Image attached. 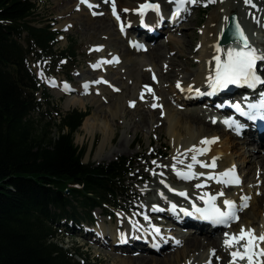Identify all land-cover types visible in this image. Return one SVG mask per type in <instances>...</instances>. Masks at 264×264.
<instances>
[{"label":"rangeland","instance_id":"374dc122","mask_svg":"<svg viewBox=\"0 0 264 264\" xmlns=\"http://www.w3.org/2000/svg\"><path fill=\"white\" fill-rule=\"evenodd\" d=\"M34 1L38 5V14L36 15V21L34 24L39 27L47 25L54 26V29L60 31L61 33L58 37L59 43L56 46V50L67 49L71 42H73V48L75 49L77 55L76 62L65 63L66 61H63L61 66L56 67L52 71H49L47 69L48 67L44 68L39 64H32L34 70L38 73L40 78H42L41 80L43 81L45 88L49 91L51 106L59 109L63 114H66L74 109L89 111L88 117L94 115L99 120V122H96L97 127L93 129H82V124L79 132L75 135L76 145L86 148V154L83 162H93L96 165L102 163L108 164L118 160V158L122 156L128 157L135 162V167L132 171L133 174L128 177L129 182L127 184L130 188L135 189L137 200L135 201L128 197H122L121 208L123 210H120V208L119 210L114 211L113 215L103 213L102 210L96 209L94 211L96 220L93 223H85V226H78L76 224L74 226L69 225V227L63 222V225L59 230L58 242L66 249L74 252H80L76 258L80 262L85 260V262H89L91 264H120V260L122 259L135 260L136 258H155L158 260H164L166 256H171L172 263L162 264H179V262L174 260V257L176 253L180 254L186 252L187 237L192 234V229H189L188 227L180 228L179 233L172 230L170 226H175V224H173V220H171L173 218L170 219L166 218V215L164 214H157L156 208L158 207V203L156 204V199L157 194H161L163 191L159 185L160 183L166 184L172 190H176L180 187L181 183H175L174 179H172L174 176L172 175H177L178 171H184L178 168L180 167L178 166V163L181 158L186 159L187 164H190L191 160L190 158L184 156L180 158L175 156L176 153H174V146L169 136V132L166 129L167 125L166 118L164 116L165 113L160 106H157L156 108L151 106L154 99L152 92L146 95L139 105L135 104V106H132L131 94L134 89L132 79L128 75L126 68H124L123 65H118L116 63L114 65L113 59L111 58L115 56V53L120 56L127 50V38L131 37V39L138 44H145L146 48L148 50L150 49L149 52H145L147 55L149 54L150 57L147 64L151 68H154L155 66V69L158 70V74L161 75L166 71L169 59H178L177 56L180 53V50L178 49L179 44L171 41L167 47L163 48V56L161 60L158 61L152 52V48L156 45V42L154 41H157V44L166 45L168 38L171 36L178 39V41L180 39L181 42H187L191 49L197 53H193L191 55L187 53L188 56L190 55L191 64H188L184 70L180 71L178 77H175L172 80H167L166 78L163 79L164 83L173 87L175 86L174 84L178 78H188L189 75L194 74L193 72L197 70L200 61L199 40L204 31L203 27L206 25L214 12L220 11L219 6L215 7V2H212V0H200L199 3L201 4L198 7L193 8L189 18H183L180 20L178 25L171 29L170 32L149 42L143 37H138L135 32H129L130 36L129 34L126 37L122 36L117 30L116 22L112 20V17H110L111 11L108 7L106 8V11H103L104 14H106L105 17H103V22L105 23V26L110 27V32H112L111 36L92 28V25L90 24L91 22H85L84 19L79 20L73 17L74 14L80 13V9L77 6L80 3V0ZM94 1L95 5H98V7L101 6L100 3L102 0ZM137 1H142L143 4L146 2H154L160 6L169 0ZM221 1L225 2L223 8H221L224 12L231 7L233 13H236V10H234L236 8L238 11L237 14L241 16V20L245 26L249 29V31H252L253 35L256 34L258 38H261L264 43V24H262L260 19V10L264 7V0H250V3H246L245 0ZM66 7L73 8L70 13L65 15L64 12ZM91 10L92 9L86 12L90 15ZM170 10L171 8H168V6L165 8L164 15H166V20ZM84 17L87 18V15ZM67 18H72L70 23L71 25L66 24L68 23ZM91 18L96 19V17ZM190 19H193V22H190ZM63 24L65 25L63 26ZM186 24L190 27L185 28L184 26ZM94 26L96 27L98 25ZM184 30L185 32L181 34L180 32ZM188 33L190 37L188 36ZM257 48L264 49V45L261 46L259 44ZM155 56H157V54H155ZM104 61H111V63H104ZM46 64L48 65L49 61H47ZM97 64H99V67H94V65ZM151 68L144 71L146 72V79H143V82L139 87L140 90L144 89L143 84L145 83L152 89V91H154V87L158 89L156 86L157 82H155V84L153 82V80L155 81L156 79L153 78V73L155 71H152L153 69L151 70ZM142 70L143 69H140L141 73L143 72ZM97 81L100 82L97 83ZM103 81H106L107 83H104ZM65 84L69 87L65 88ZM85 84L88 85L87 88L84 87ZM68 89H73V91L71 92ZM37 95L40 99H42V92H39ZM206 96L207 95H203L205 98ZM119 99L123 100L122 113H119V115L113 119L110 114V110L119 102ZM215 102H212L211 104L207 102H189L185 105H176L173 108L175 111L179 112V116L188 120L190 109H200L203 107L213 110ZM137 107L139 108L136 110ZM125 108L128 110L124 113L123 110ZM213 115L214 117H212ZM142 116L145 117V120L147 119L145 124L135 122V120L139 121ZM212 116L208 117L209 121L219 118V116L217 117L215 113H213ZM56 119L59 121L58 117H56ZM105 119H108L111 128L114 129V134H110L109 140L107 141L106 135L103 132V122ZM192 126L194 128L201 127L196 124H193ZM92 130L96 132L95 135L91 133ZM53 132L57 133L56 130H53ZM239 141H244V138ZM241 151L247 152L243 149H241ZM253 151H255V147L248 150L249 153H252ZM256 155L264 156V148H262L261 151L256 152ZM153 161H155V163H153ZM157 164L162 165L161 170H157V168L152 167L157 166ZM240 164L241 162L238 163V165ZM173 165H175V168H173ZM239 170V174L242 177L249 173V169L247 168L242 169L239 167ZM164 171H171V174H167L166 177L163 178L166 174ZM202 176L203 175L196 178L197 181H200ZM259 176L260 174L256 173V177L253 175L249 177L250 179H245L243 185H240L239 187L241 189L245 188L250 190L254 198H260L259 206H264L263 181L259 178ZM193 185L196 186L197 183H190L188 188H190L191 191L195 187H193ZM148 191H151V193L146 195L145 193ZM225 191L227 195H229L230 192L232 195L236 194L235 190H230L229 188H226ZM179 197L182 199L181 196ZM168 199L172 200V198ZM252 207L258 209V206L252 205L239 212L240 222L237 224L240 223V226L244 229L247 226V224L244 223L245 216L247 215L252 218ZM150 215H155L154 217H156V219L158 218V224H154L155 222L157 223V221H152ZM261 219L262 216L260 214L257 218H255V225L253 226L255 232H259ZM163 222H165V224H163ZM137 223L142 226L141 229L146 227L144 231H151L152 234V230L160 228L163 234H168V237H164L163 234L162 236L167 242H170L173 247L161 254H147L145 252L140 253V250L133 249H131L129 253L116 252L113 249V245L117 247V245L121 242L114 244L113 240L110 239L109 233L113 230L115 233L120 234L119 237L121 238V234L134 230L132 228L135 227L132 226ZM119 225H122V227L120 228ZM162 225L166 226L162 229ZM234 226L235 224H232L230 229L220 230L218 232L219 234L216 233L217 235L222 236V244L224 246V241L228 238L225 234L234 233ZM104 234L106 235L104 236ZM132 237L134 239H126L127 241L123 243V246H130L128 244L129 241L134 244L138 237ZM139 239L140 241L146 240L147 243L150 242L149 237L146 235L145 237ZM172 241H174V243H172ZM177 241H179V243H177ZM241 243L243 244V242ZM105 244L107 246H105ZM143 246L145 245H138L137 247L141 248ZM159 246L162 247L161 245ZM208 248L204 251H197L196 253L187 252V255L181 258V264H200L201 261H205L201 264H232L233 258L231 253L235 250L232 251L228 249H236V247L230 248L225 246L229 255V260L225 263H222V257H220L219 254H212L215 249H212L211 247ZM241 251H243L242 247ZM142 255L144 257H141ZM259 259L260 258L257 257V261H259ZM235 263L247 264V261H239L237 259ZM131 264L143 263L131 262Z\"/></svg>","mask_w":264,"mask_h":264},{"label":"trees","instance_id":"16d2710c","mask_svg":"<svg viewBox=\"0 0 264 264\" xmlns=\"http://www.w3.org/2000/svg\"><path fill=\"white\" fill-rule=\"evenodd\" d=\"M37 14L34 0H0V264H91L58 242L59 230L135 199L127 184L135 162H83L75 135L89 111L51 106L32 65L52 71L76 62V51L73 42L56 50L60 31L35 25Z\"/></svg>","mask_w":264,"mask_h":264},{"label":"bare ground","instance_id":"6f19581e","mask_svg":"<svg viewBox=\"0 0 264 264\" xmlns=\"http://www.w3.org/2000/svg\"><path fill=\"white\" fill-rule=\"evenodd\" d=\"M91 5L95 6L94 0H88ZM225 2H222L221 0H215V7L219 6L220 11L214 12L211 16V18L208 20L206 25L203 27L204 31L201 35V38L199 40L200 42V61L199 66L197 70H195L193 73L189 75V77H182L178 78V80L175 82V86L171 87L168 84L163 82V79L172 80L175 77H178L179 72L184 70V68L191 64L190 55L194 52L191 47L187 44V42H181L180 39H175L174 37H169L166 45L157 44V41L154 45L155 47L152 48V53L154 57L158 61L162 58V50L164 47H167L168 44L172 41L173 43L177 42L179 44L178 49L180 50L177 56L178 59H169L168 67L166 68V71L162 73L161 75L158 74V70L154 68H151L147 62L149 60V54L147 55L143 51L139 49L137 45V42H135L131 37L127 38L128 42V48L127 50L122 54L118 55L115 53L111 59H113L114 65L115 61L118 60V65H123L124 68H126L128 75L131 77L133 82V91H132V102H135L136 105H139L140 102H142L141 93H144V97L148 95L150 92H148L145 88L146 83L143 84L144 89L140 90V85L143 82V79H146V72H144L147 69H150L152 71H155L153 74L155 76V81L153 80L154 84L157 82V88L154 87V99L153 104H157L160 106V108L165 113L166 118V129L169 132V136L172 140V144L174 146V153H176L175 156L178 158L184 156L187 158H190L192 155H197V159L200 160L202 163H211L213 158L216 159L217 167L215 169L212 168H206L201 167L200 164H193V171L196 173H203V178L201 177L200 181H197L196 178L194 179H182L177 175H172V179H174V182L181 183L180 187L176 190H170V188L166 184L160 183V187L163 189L161 194H157L156 204L158 203V207L156 208V212L159 214L166 215V218H173L174 223L180 227H186L192 224V222L188 221L192 215H185L184 212L180 211V209H187L189 212L194 213V209L192 207L193 203L197 207H202L203 205H206L205 200L208 199V196H216V204L219 207H223L226 209V207L223 205L224 200H232L236 202L237 206L240 205L242 202V198L247 196L250 197V200H248V207L252 205L258 206V209L255 207H252V218L249 216H245L244 223L247 224L245 229H254L253 226L255 225V218L258 217L260 214L262 216L261 223H260V229L259 232H255L257 236L264 234V206H259L260 198H254V196L251 194L250 190L247 189H241L239 186L243 185V182L248 180L249 177L253 176L256 177V173L260 174L259 178L263 181V191H264V156L256 155V152L261 151L262 148H264V133L261 135H256V133L253 132H243L240 134V138L235 136L228 127H225L221 121L217 120L216 122H213V120L209 121L208 117H211L214 113V110L210 108H193L190 109L188 120L184 119L182 116H179V112L175 111L173 108L176 105H185L189 102L191 103H201V102H207L211 104L212 102L215 103H221L226 102L229 100V98L234 97L233 95L222 94L220 91L216 92V97L214 99L210 98L209 94L212 92V89L208 83V77L212 70L215 67V60L213 59L217 55H221V58H224L223 53L217 52V46L218 41L221 35V32L223 28L226 26L228 18L230 15L233 14L232 8L229 7L226 12H224L221 8H223ZM201 3H199L196 0V3H188L184 6L179 5L178 3L172 2L167 3L164 2L160 5V11L157 13L155 10L150 9L148 15L141 16L139 13L140 6L142 5V1L137 0H115L116 5V12L119 15V19L113 14V9L111 6V3H105L104 0L101 1L99 7H91L86 8V6L81 2L77 5L80 9L79 14H74L73 17L75 19L79 20H85V22H91L92 28L97 29L98 31H102L104 34L112 35L110 32L111 29L108 26H105V23L103 22L106 14H104L103 11H106V8L108 7L111 11L110 17H112V20L116 22L117 30L118 32H121L122 36L126 37L129 32H135V34L139 37H143L145 40L151 42L155 39H158L160 36L165 35L166 33L170 32L171 29L175 25L174 22H169V18H171L174 13L177 12L179 9L180 14L178 16L174 15V19L178 20V23L183 18H189L192 13L193 8L198 7ZM227 4V3H226ZM168 6V8H171L169 15L167 16L165 13V8ZM195 6V7H194ZM202 6V5H201ZM234 6V5H233ZM262 6V5H261ZM252 7V6H251ZM257 7V6H256ZM260 7V6H259ZM73 8V7H72ZM71 7H66V10L64 14H68L72 11ZM91 10V16L86 12L88 10ZM127 9V11H124ZM264 7L260 10V19L262 21V24H264ZM236 14L238 13L237 9ZM249 10V9H248ZM259 10V9H257ZM246 11V10H245ZM256 11V10H255ZM249 12V11H248ZM73 13V12H72ZM93 13H96L95 15ZM87 15V18L84 16ZM238 15V14H237ZM72 17V18H73ZM91 17H96V19H92ZM244 17V16H243ZM72 18H67L68 23H71ZM239 21L241 25L243 26L248 40L250 44L257 49V53H264V49L257 48L259 44L262 46L264 43L262 42L261 38H258L256 34L253 35L252 31H249V29L245 26V24L241 20V16L238 15ZM189 21V20H188ZM190 22H193V19H190ZM73 23V22H72ZM89 24V25H90ZM124 25V30H121V25ZM65 24H63L64 26ZM71 25V24H70ZM98 25V26H94ZM185 28H189L190 26H187V24L184 26ZM152 31V32H151ZM184 31H181L180 33H184ZM186 34V33H185ZM130 36V34H129ZM189 36V33H188ZM190 37V36H189ZM138 47V48H137ZM238 44H227L225 47H220L224 51H227L228 48H237ZM150 50V49H149ZM147 49V51L149 52ZM187 53L190 55L188 56ZM157 54V56H155ZM199 56V55H198ZM155 59V60H156ZM151 62V61H150ZM211 62V63H210ZM153 64V63H152ZM150 68H149V67ZM153 67V66H152ZM140 69H143V72H140ZM257 72L258 75H260L262 78H264V61H258L257 62ZM157 72V73H156ZM163 72V71H162ZM143 74V75H141ZM179 83L180 87H177V84ZM191 88V91L188 89ZM183 89V90H181ZM197 90H199V93H203V95H207L206 98H201L200 95L197 93ZM148 92V93H147ZM113 94V93H112ZM157 97L159 99H157ZM190 99L192 101H190ZM123 100L119 99V102L113 106V108L110 110V114L112 115L113 119L119 115V113H122L123 109ZM77 107V106H74ZM139 107L136 108V110ZM128 109L125 108L123 111L124 113ZM147 119L145 120V117H140L139 121L140 124H145ZM92 122V123H91ZM99 120L96 116H87L84 120L82 129H89V128H95L97 127V123ZM132 124V123H131ZM196 124L201 127L194 128L192 125ZM137 128V127H134ZM250 131L248 128L245 129ZM103 132L106 135V141L109 140L110 134H114V129L111 128V125L109 124L108 119H105L103 122ZM93 135H95V131L92 130L91 132ZM255 135V136H254ZM205 138L211 140L212 138H218L215 143L211 144H202L201 141ZM244 138V141H239L240 139ZM150 141V140H148ZM150 143V142H149ZM131 145V144H130ZM252 147H255V151L252 153H249L248 150ZM192 149H208L203 153V155H200L198 152L191 151ZM241 149L246 150L247 152L241 151ZM248 154V155H247ZM247 155V156H246ZM183 163H178L179 169H182L184 171H187V163L186 159L181 158ZM241 162L240 165L238 163ZM190 163H193L192 160ZM176 165V164H175ZM235 166V172L239 173V167L242 169L247 168L249 169V173L245 176H241L240 174V180L241 183L239 185H226L223 183H217L214 179H209V176H219V173L226 171L228 169L233 168ZM157 168V170L162 169L161 164H157V166H152ZM244 171V170H243ZM165 175L163 178L166 177L167 174H171V171H164ZM250 179V178H249ZM205 180V181H204ZM191 182H196L197 184H202L204 187L197 188L195 185H193L194 189L192 191L190 188ZM226 186L230 190H235L236 194L232 195L231 192L229 195L226 194ZM196 188V189H195ZM180 192H184L187 195L181 196L179 195ZM223 192L224 195L220 196L219 193ZM151 191L146 192L145 194H150ZM208 194V195H205ZM181 196L182 199L179 197ZM203 196L204 199H200V197ZM168 198H172V200H169ZM174 198V201H173ZM263 200V199H262ZM151 203V202H150ZM172 204L176 205V209L174 212H171ZM168 207V208H166ZM247 208V207H246ZM155 209V208H154ZM242 210H245L243 208ZM238 211V217L239 212ZM155 215H150L152 221H157V223L153 222L154 224H158V218L154 217ZM258 220V219H257ZM176 221V222H175ZM240 222V221H239ZM260 222V221H259ZM163 224H165L163 222ZM161 226V225H160ZM166 226V225H165ZM162 225V229L165 227ZM121 228L122 225H119ZM132 228L134 230L127 231L124 234H121V238L119 237L120 234L115 233L113 230L110 234V239L113 240L114 244H117L118 242H121L120 244L113 245V249L116 252H123V253H129L131 249L133 250H140V253H150V254H161L164 251L170 249L173 247L170 242H167L164 238H162L161 234L163 232L160 230V234H157L154 230L151 231H144L145 228L141 229L142 226L137 223L136 225H133ZM170 228L176 232L179 233V230L175 228V226H170ZM242 227L239 224H236L233 228L234 233H238L239 230ZM150 229V228H149ZM160 229V228H159ZM99 230V229H98ZM129 230V229H128ZM219 229H211L209 227L200 226L196 230H191L192 234L187 237L186 245L187 250L184 253H176L175 255V261L179 262L181 264V258L185 257L187 255V252H199L204 251L208 247H211L212 249H215V254H219L220 257H222V263H225L229 260L228 250H236V249H225V246L222 244V236L217 235ZM255 230V229H254ZM146 233V234H145ZM216 234V235H215ZM219 234V233H218ZM230 235L233 233H229ZM106 234H104L105 236ZM138 237L136 239V242L132 244L130 241L128 244L130 246H123V243L129 239H132L133 237ZM148 236L150 242L147 243L145 241H139V238H143ZM164 237H168V234H163ZM162 238V239H159ZM127 239V240H126ZM134 239V238H133ZM159 240V241H158ZM99 242V241H98ZM174 243V241H172ZM138 245H145L143 247H137ZM161 245V248H158V246ZM258 249L264 248V243H258ZM105 246H107L105 244ZM152 246H155L156 248H151ZM209 249V248H208ZM241 250V249H240ZM182 252V251H181ZM138 253V254H140ZM141 257H144L143 255ZM211 258V256H210ZM239 260V259H238ZM213 261V257H212ZM240 261V260H239ZM131 262H137V263H155V264H162V263H172L171 262V256H166L164 260H158L155 258H136L125 260H120V264H131ZM205 261H201L203 263ZM240 263V262H239ZM236 264V263H235Z\"/></svg>","mask_w":264,"mask_h":264},{"label":"snow or ice","instance_id":"6c2138e0","mask_svg":"<svg viewBox=\"0 0 264 264\" xmlns=\"http://www.w3.org/2000/svg\"><path fill=\"white\" fill-rule=\"evenodd\" d=\"M82 3H88V0H81ZM105 3H111L113 14L119 19V15L116 12V5L115 0H104ZM171 2L178 3L181 6H184L188 3H196V0H171ZM215 2V0H212ZM246 3H250V0H245ZM91 7H98V5H91ZM153 9L157 13L160 11V6L154 3H146L140 6L139 12L140 15H144V10L146 9ZM124 11H127L125 9ZM94 15L96 13H93ZM180 14L179 9L177 10L174 15L178 16ZM237 32H236V39L239 43L237 48H228L227 51H224L219 46H217V52L223 53L224 58H221V55L215 56L213 59L215 60V67L210 73L208 77V83L212 89V92L208 93L212 95L218 91L227 89L229 85H237V86H247L250 89L255 90L258 85H264V78L258 75L257 72V62L264 61V53H257V49H255L249 42L248 37L244 33L243 29L236 25ZM121 30H124V25H121ZM138 47H142L141 45H137ZM104 63H111V61H104ZM211 63V62H210ZM94 67H99V64L94 65ZM155 79V76L153 77ZM100 81H97L99 83ZM107 83L106 81H103ZM65 88L69 86L65 84ZM85 88L88 87L87 84L84 85ZM177 87H180L179 83ZM145 88L148 92H152V89L145 85ZM183 90V89H181ZM191 91V88L188 89ZM197 93L203 95V93ZM153 95L154 92H153ZM141 99L144 98V93H141ZM157 99H159L157 97ZM132 106H135V102H132ZM153 108H156L157 104L151 105ZM235 110L240 113L241 116L246 117L249 120L255 121L257 119L264 120V92L259 94L258 102L248 103L247 104V111L243 106L240 104L232 105ZM225 124L233 129L236 132H240L242 125L236 120H226ZM218 138H212L211 140L205 138L201 141L202 144H211L215 143ZM208 149H192L191 151L198 152L200 155H203L205 151ZM216 159L213 158L211 163H202L200 160L197 159V155H192L191 160L193 163L188 164L187 171H178L177 175L182 179H194L199 178V176L203 175V173H196L193 169V164H200L201 167L212 168L215 169L217 167ZM155 163V161H153ZM179 163H183L182 160ZM175 168V165H173ZM209 179L216 180L217 183H223L226 185H239L241 180L238 174L235 172V166L233 168L228 169L219 173V176H209ZM197 188L204 187L202 184H197ZM172 190V189H170ZM163 195V194H161ZM179 195L186 196L187 194L184 192H180ZM208 195V194H205ZM220 196H223L224 193H219ZM200 199H204L203 196ZM216 196H208V199L205 200V203L208 205L207 208H199L193 203L192 207L194 212L199 214L205 220H209L217 225H225L227 226L231 221L238 220L239 217L237 212L242 210L243 208L248 207V200L250 197H243L242 202L239 206H237L236 202L232 200H224L223 205L226 207L227 210H222L221 207L217 206L216 204ZM172 209H176V205H172ZM180 211L184 212L185 215H193L194 213L189 212L187 209H180ZM156 234L160 233L159 228L154 229ZM228 238L225 239L224 244L226 247H236V250L231 253L233 258L232 264H235L236 260H246L247 264H264V248H257L258 243H264V234L257 236L255 234L254 229H244L241 228L238 233H233L229 236V234H225ZM243 242V244L241 243ZM179 243V241H177ZM243 249L241 251L240 249ZM213 255H215V251L213 250ZM257 257H259V261H257Z\"/></svg>","mask_w":264,"mask_h":264},{"label":"water","instance_id":"95a60500","mask_svg":"<svg viewBox=\"0 0 264 264\" xmlns=\"http://www.w3.org/2000/svg\"><path fill=\"white\" fill-rule=\"evenodd\" d=\"M237 24L239 25V27L241 29H243L244 33L246 34L243 26L239 22V18L237 16V14L233 13L232 15L229 16L227 24L224 27V29L222 30L221 37L219 38V41H218L219 47L222 48V47L227 46V44H234V43H237L239 46V43H238V41L236 39V35H235L237 32V28H236ZM246 36H247V34H246Z\"/></svg>","mask_w":264,"mask_h":264}]
</instances>
